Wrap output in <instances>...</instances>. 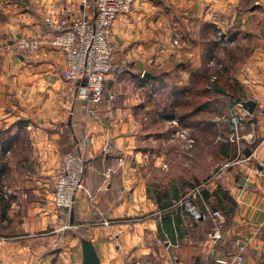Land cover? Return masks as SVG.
Returning a JSON list of instances; mask_svg holds the SVG:
<instances>
[{
    "label": "crops",
    "instance_id": "1",
    "mask_svg": "<svg viewBox=\"0 0 264 264\" xmlns=\"http://www.w3.org/2000/svg\"><path fill=\"white\" fill-rule=\"evenodd\" d=\"M66 3L0 0V264H81L75 233L100 264H212L238 245L244 264H264V0H136L113 22L123 71L106 77L96 105L75 97L61 76L64 53L47 44L53 32L43 20ZM214 36L242 56L236 79L256 108L250 115L236 104L213 117L220 146L205 161L175 137L183 129L175 118L149 130L140 119L151 122L160 99L149 100L152 88L185 89ZM20 40L39 48L22 52ZM233 114L242 125L230 142ZM77 149L83 190L66 220L53 207L51 179ZM214 211L225 217L216 243L207 238ZM70 214L74 226L64 232Z\"/></svg>",
    "mask_w": 264,
    "mask_h": 264
},
{
    "label": "built area",
    "instance_id": "2",
    "mask_svg": "<svg viewBox=\"0 0 264 264\" xmlns=\"http://www.w3.org/2000/svg\"><path fill=\"white\" fill-rule=\"evenodd\" d=\"M135 0H67L66 5L59 8L56 16H49L43 20V25L53 32L47 44L58 49L65 55V67L61 73L62 78L75 86V97L88 105H96L101 102L104 82L111 73L120 74L122 66L114 64L116 47L111 42V28L113 22L121 16H128ZM78 7V13L74 14V7ZM72 15V16H71ZM71 19L65 23V18ZM219 40H226L221 34ZM17 48L26 53H34L39 48L37 40H20ZM174 126H179L177 120L171 121ZM231 132L227 141L238 139V133L242 125V118L233 114L231 117ZM187 130L180 129L175 137L186 142V148H190L191 140L187 138ZM104 152H110L111 145L104 146ZM86 160L77 149L75 152L65 154L52 175L53 207L63 212L66 220L72 208L74 196L83 190V177ZM187 210L197 215L191 207ZM213 220V230L207 238L216 243L222 239L225 217L219 211L209 213ZM72 227L66 221L61 228L69 231ZM244 247L238 245L235 254L223 257H214L212 264H244ZM186 264H204L202 261H193Z\"/></svg>",
    "mask_w": 264,
    "mask_h": 264
},
{
    "label": "trees",
    "instance_id": "3",
    "mask_svg": "<svg viewBox=\"0 0 264 264\" xmlns=\"http://www.w3.org/2000/svg\"><path fill=\"white\" fill-rule=\"evenodd\" d=\"M213 33L216 36V32ZM215 36L209 40L202 56L201 67L191 75L185 89L175 91L173 88H152L149 100L153 94L160 96L149 117L153 122L140 119L143 129L149 130L154 124L161 125L162 128L164 121L175 118L178 124L194 137L193 150L197 154L195 156L202 157L205 161L212 160L220 146L214 144L213 117L227 107L236 105L237 101H246L244 87L236 79V70L242 56L233 53V49L217 41ZM228 38L232 39L233 36ZM1 149L2 152L5 151V144ZM197 150L204 155H198ZM78 236L80 243L85 240L81 233Z\"/></svg>",
    "mask_w": 264,
    "mask_h": 264
},
{
    "label": "water",
    "instance_id": "4",
    "mask_svg": "<svg viewBox=\"0 0 264 264\" xmlns=\"http://www.w3.org/2000/svg\"><path fill=\"white\" fill-rule=\"evenodd\" d=\"M143 78L149 80L153 79V77L147 73L143 75ZM236 104H239L242 107V109L245 110L250 115L253 114L256 108V103L251 100H247L243 102L237 101ZM69 225L71 227L74 226L72 214H70ZM80 247H81V257H82L81 264H100L95 249L93 247V244L91 242L87 240H82L80 243Z\"/></svg>",
    "mask_w": 264,
    "mask_h": 264
},
{
    "label": "rangeland",
    "instance_id": "5",
    "mask_svg": "<svg viewBox=\"0 0 264 264\" xmlns=\"http://www.w3.org/2000/svg\"><path fill=\"white\" fill-rule=\"evenodd\" d=\"M136 2V0L134 1V3ZM134 5V4H133ZM219 34H221V32L219 33V32H217L216 33V37L218 38V35ZM222 35V34H221ZM222 37H224L223 35H222ZM225 38V37H224ZM262 117V116H261ZM263 118V117H262ZM187 138L189 139V140H191L192 141V143L191 144H189V146H191L190 148H193L194 147V144H195V139H194V137L191 135V133L190 132H188V134H187ZM194 149V148H193ZM190 153H193V152H191L190 151ZM75 237L77 238V237H79L78 235H76V233H75ZM80 249H81V247H80Z\"/></svg>",
    "mask_w": 264,
    "mask_h": 264
}]
</instances>
